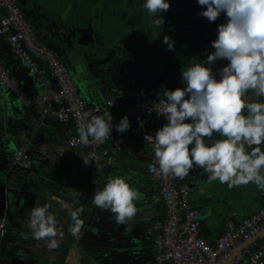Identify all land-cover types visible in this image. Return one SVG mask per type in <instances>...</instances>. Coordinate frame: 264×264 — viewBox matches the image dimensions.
Here are the masks:
<instances>
[{
    "label": "crops",
    "instance_id": "1",
    "mask_svg": "<svg viewBox=\"0 0 264 264\" xmlns=\"http://www.w3.org/2000/svg\"><path fill=\"white\" fill-rule=\"evenodd\" d=\"M17 1L37 36L46 43L57 44L60 52H56L64 55L65 44L56 39L54 34L49 35V31L44 30L45 17L36 18V9L28 4L30 2L36 7L38 3L35 4L34 0H23L26 2L25 7L22 0ZM185 1L198 5L197 0ZM139 3H143V0ZM46 17L48 26L53 17L49 15V11ZM156 31V28L150 29L151 33ZM168 36L171 37L172 32ZM204 49L206 57L214 51L207 47ZM155 52L154 48L153 53ZM0 59L12 79L23 84L30 93L36 94L40 91L39 82L29 76L21 60L6 43L0 47ZM78 81L81 82L79 79ZM80 82L76 84L84 89L85 82ZM137 87L134 91L142 89ZM103 89L92 96L85 90L88 97L83 98L88 105L104 104L106 100H112V113L119 110V104L131 101L134 92L126 94V97H119L118 94L115 97L109 95L102 98ZM250 102H264V98L257 100L251 93L248 97V103ZM56 121L65 129L56 125ZM45 122V126L39 124L36 108L23 107L11 95H0V211L8 226L6 234L0 236V240L4 238L7 242L5 262L154 264L152 223L164 219L165 210L159 201H155L151 182L146 174L148 149L138 139L121 145L115 154L94 165L89 173V185L88 162L82 151L66 144L67 126L53 115H49ZM24 143L27 144L32 164L30 170L17 168L10 161L13 150ZM115 176H124L130 186L138 189L144 197L135 202L138 212L126 224H116L111 212L102 211L92 202L93 194L103 189L109 177ZM178 180L189 185L193 204L202 210L200 233L210 241L223 233L229 219L246 217L256 211L264 194L251 183L243 188H229L218 180L209 183L207 174L199 168H193L186 178ZM81 191L83 194L76 197V193ZM45 204L56 218L58 228L64 232L62 240L57 238L59 246L55 250H49L44 240L23 236L31 232L28 212L33 207ZM77 208H83L80 218L84 220L85 226L79 235L73 236L69 231L72 225L71 212Z\"/></svg>",
    "mask_w": 264,
    "mask_h": 264
},
{
    "label": "clouds",
    "instance_id": "2",
    "mask_svg": "<svg viewBox=\"0 0 264 264\" xmlns=\"http://www.w3.org/2000/svg\"><path fill=\"white\" fill-rule=\"evenodd\" d=\"M197 4L203 8L198 16L214 23L224 14L226 22L217 26L216 39L211 42L214 51L202 61L193 57L182 69L183 87L168 90L161 86L153 110L167 123L150 136L155 158L150 170L156 176L184 179L193 168H199L209 183L218 180L229 188L251 183L264 192V102H245L249 91L257 100L264 98V0H197ZM140 7L161 27V13L170 9V3L143 0ZM163 43L174 50L170 36L165 35ZM223 60L227 64L214 71L212 66ZM129 129L125 115L115 130L124 133ZM112 130L111 113L92 115L77 130L79 143L102 144ZM82 194L77 192L76 197ZM143 198L124 176H115L93 194L92 202L111 212L116 224H126L138 212L135 202ZM82 213L83 208L71 212L69 231L73 236L85 226ZM28 215L31 232L23 234L24 238L44 240L49 250H55L57 238L62 240L64 232L49 206L33 207ZM2 229L4 223H0V236L6 234Z\"/></svg>",
    "mask_w": 264,
    "mask_h": 264
},
{
    "label": "built area",
    "instance_id": "3",
    "mask_svg": "<svg viewBox=\"0 0 264 264\" xmlns=\"http://www.w3.org/2000/svg\"><path fill=\"white\" fill-rule=\"evenodd\" d=\"M0 37L41 87L38 93H30L10 77L0 59V95H11L23 107L36 108L41 126H45L49 115L64 123L66 144L82 151L87 162L99 164L134 139L148 149L146 174L155 201L165 210L164 219L152 223L154 264H264V194L256 211L246 217L229 219L223 233L210 241L200 233L202 210L193 204L189 185L172 175L156 176L150 170L155 163L150 136L154 137L157 129L167 123L153 110L160 90L142 88L135 91L132 100L116 113H112L114 102L110 99L104 104L88 105L70 77L62 56L37 36L16 0H0ZM98 112L111 113V137L102 144H80L79 126ZM125 115L129 118L130 129L117 133L115 125ZM10 161L17 168L30 170L27 144L18 145ZM0 223H4L2 231L6 233V219L0 217Z\"/></svg>",
    "mask_w": 264,
    "mask_h": 264
},
{
    "label": "rangeland",
    "instance_id": "4",
    "mask_svg": "<svg viewBox=\"0 0 264 264\" xmlns=\"http://www.w3.org/2000/svg\"><path fill=\"white\" fill-rule=\"evenodd\" d=\"M139 1L141 0H103V3L101 2L103 5L98 11L100 21L102 26L110 30L115 39L119 37V40L112 45H106L98 32L91 30L89 32L91 38L88 40V44L85 41L83 43V45L86 44L84 51L78 53L80 51L72 49L68 64L69 75L77 84L79 83L78 79L85 82L83 88L87 90L89 95L92 96L96 90L101 91L103 87L105 90L103 89L104 93L102 91V98L108 97L106 92H109L111 97L118 94L119 97H126L131 91L137 89V86L160 91H162L161 86L168 90L183 87L182 69L188 66L193 57H197L201 61L205 60V47L214 50L211 47V42L216 39L217 30L211 26L207 28L206 23L209 21L197 15L203 10L201 6L193 5L191 1L168 0L170 9L166 12L167 14L161 13V15L164 17V23H169L166 25L165 34L162 31L163 36L160 38L158 34L150 32L151 28L154 29V25L148 24V21H151L149 14L140 7L142 3ZM23 2V6L26 7V2L22 0L21 3ZM34 2L35 4L38 3V7H33L34 4L32 5L30 2L28 4L32 6L31 8L36 9V18L37 16L39 18L45 17L44 30H48L49 35H58L54 26L59 24H62L57 26L58 29H63L62 35L64 31L68 34L75 32V26L69 24L67 18L65 19L66 16H71L74 12L70 0H59L58 2L34 0ZM28 4L27 6H29ZM129 5L135 7L130 8ZM132 9H134V16L127 27L125 24L131 17ZM47 11L53 17L48 26H46L48 23ZM75 12L76 14L79 13L78 10ZM173 13L175 15L169 18ZM96 14L97 11L95 10L94 15L97 16ZM96 18L95 23L98 26ZM33 19L31 16V20ZM69 20L73 23L79 21L74 17ZM219 22L220 19L213 25H217ZM162 26L158 27L160 32ZM196 29L203 31L208 29L206 36L203 34V40L200 38L202 35ZM171 32V39L175 42L174 50H168V45L163 43V37ZM193 35L201 42L196 41L195 47L189 49L192 45L191 37ZM65 43L67 42L65 41ZM87 45L89 46L87 47ZM154 48L156 49L155 53H153ZM226 64V60L217 61L212 67L216 71ZM247 94L246 103H248L251 91ZM82 95L88 97L84 92ZM244 186L239 187L243 188Z\"/></svg>",
    "mask_w": 264,
    "mask_h": 264
},
{
    "label": "flooded vegetation",
    "instance_id": "5",
    "mask_svg": "<svg viewBox=\"0 0 264 264\" xmlns=\"http://www.w3.org/2000/svg\"><path fill=\"white\" fill-rule=\"evenodd\" d=\"M51 1L52 2H58L59 0H51ZM106 1H108V0H106ZM70 2H71V6H72V9L74 10V12H73V14L71 16H66L65 19L67 18L68 19V23L72 24L73 26H75V28H76L75 32H71V34H68V32L64 31L63 35H62L63 29H58V27L61 26L62 24L60 25L59 22H57L59 25L54 26L56 31L58 32V35H55L56 39H58L59 41H61L62 43L65 44L64 53H63L64 55H61V56L64 59V61L67 64V66H69L68 64L70 63L69 56L72 53L71 52L72 49L74 51H80L78 53H81L82 51H84L86 44H88V40H90V38H91L90 37V33H89V32H91V30H96L98 32V34L101 36V39L103 40V42L106 45H112L115 41L119 40V37L115 39L112 36L111 31L106 29L104 26H102V23L100 21L99 15H98V11H99V9H101V7L103 5L102 4L103 0H70ZM89 4H91V8H90V12H89V18L86 19V20L85 19L82 20L81 19V15H80V9L85 11L87 5H89ZM129 6H131L130 8H134L135 7L134 5H129ZM97 7H98V9H97ZM77 10L79 11L78 14H76V12H75ZM95 10L97 11V14H96L97 16L94 15L95 14ZM133 12H134V9H132L131 17L127 20V23L125 24V26H127V25L129 26V24L131 23V21L133 19V16H134ZM174 15H175V13L171 14L169 16V18L173 17ZM71 17H74V18H76L79 21L78 22L76 21V23L75 22L73 23V22H71L69 20ZM149 17H150L149 20H151V21H148V24L154 25V24H152L153 17L150 16V15H149ZM95 18H96V20H97V22L99 24L98 26L95 23ZM58 20H60V19H58ZM56 21H57V19L55 17V22ZM168 23L169 22L163 23L161 32L158 29V27H155V25H154L153 28L157 29V31L154 34H158L159 37L161 38V36H163L162 31L164 32L166 30V25ZM164 34H165V32H164ZM65 41L67 43H65ZM84 41L86 43L85 45H83ZM88 46L89 45H87V47Z\"/></svg>",
    "mask_w": 264,
    "mask_h": 264
},
{
    "label": "trees",
    "instance_id": "6",
    "mask_svg": "<svg viewBox=\"0 0 264 264\" xmlns=\"http://www.w3.org/2000/svg\"><path fill=\"white\" fill-rule=\"evenodd\" d=\"M225 17V15L224 14H222L221 15V17L219 18L220 19V22H219V24H221V23H224V22H226V18H224ZM206 19V18H205ZM219 24H217V25H213V23L211 22H208V23H206V25H208V27L207 28H209L210 26L211 27H213V29L214 30H217V26L219 25ZM198 32H200V34L202 35L200 38L203 40V34H204V36H206V34H207V30H205V31H203V30H198V29H196ZM196 41H198V42H201L199 39H197L196 37H195V35H193V37H191V48L193 49V47H195V42ZM0 44H1V46L3 45H5V41H4V39L2 38V37H0ZM47 45L51 48V49H54V51L56 52H60V50H59V48H58V46H57V44H55L54 42H48L47 43ZM128 102V101H127ZM126 103H121V104H119V110L125 105ZM93 115H104L102 112H98V113H95V114H93ZM55 124L56 125H61V123H59V122H55ZM62 127H63V129H65V127L63 126V125H61ZM64 132V131H63ZM87 165H88V171H87V173H88V183H89V185H90V183H91V180H90V170H92V169H94V163H92V162H88L87 163ZM92 179V178H91ZM178 179V178H177ZM90 180V181H89ZM0 217H2V212L0 211ZM6 247H7V242H6V240L4 239V238H2L1 240H0V264H7L6 262H5V256H6Z\"/></svg>",
    "mask_w": 264,
    "mask_h": 264
},
{
    "label": "water",
    "instance_id": "7",
    "mask_svg": "<svg viewBox=\"0 0 264 264\" xmlns=\"http://www.w3.org/2000/svg\"><path fill=\"white\" fill-rule=\"evenodd\" d=\"M90 8H91V4L87 5L85 11L80 9V15H81V19L82 20H86L89 18V12H90ZM79 87V86H78ZM79 90L81 91V93H85V90L82 89L81 87H79ZM99 92V90H96L95 93ZM107 95L109 96V93L107 92Z\"/></svg>",
    "mask_w": 264,
    "mask_h": 264
}]
</instances>
